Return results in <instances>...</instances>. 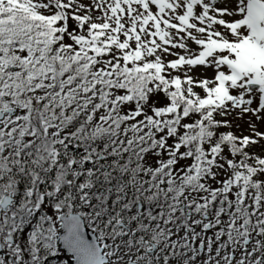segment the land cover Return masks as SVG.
I'll list each match as a JSON object with an SVG mask.
<instances>
[{
  "label": "snow or ice",
  "instance_id": "1",
  "mask_svg": "<svg viewBox=\"0 0 264 264\" xmlns=\"http://www.w3.org/2000/svg\"><path fill=\"white\" fill-rule=\"evenodd\" d=\"M0 264H264V0H0Z\"/></svg>",
  "mask_w": 264,
  "mask_h": 264
}]
</instances>
